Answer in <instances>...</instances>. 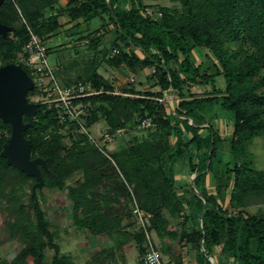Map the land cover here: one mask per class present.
Listing matches in <instances>:
<instances>
[{
    "label": "trees",
    "instance_id": "1",
    "mask_svg": "<svg viewBox=\"0 0 264 264\" xmlns=\"http://www.w3.org/2000/svg\"><path fill=\"white\" fill-rule=\"evenodd\" d=\"M174 1L181 2V7L155 5L148 0H68L64 9L69 20H82L77 27L101 18V37L97 27L80 33L81 38L95 34L91 39L97 44L100 38L102 43L106 31L113 32L110 48L105 50L110 65L124 64L136 73L147 67L153 70L151 76L158 89L130 86L126 89L129 95L108 92L112 83L97 65L78 78L105 89L79 98L92 105L86 121L89 127L99 118L110 131L140 124L147 117L152 121L145 135L134 136L129 145L114 153L117 164L86 133L70 146L64 143L62 133L48 135L52 125L58 126V107L53 103L48 106L42 101L34 117L26 116L31 124L24 134L31 139L32 155L47 161V167L39 165L45 185L67 188L78 226L106 233L114 241L122 235L132 237L142 255L145 231L140 226L130 228L140 221L133 213L135 200L143 211L152 213L149 231L159 236L173 234L168 228L171 218H182L184 224L191 219L193 226L181 233L197 249L201 264H212L210 258L218 246V264H264V214L244 209L264 203V169L257 168L247 152V144L264 133V0ZM57 2L3 0L0 21L14 27L7 36L0 33V64L17 61L31 36L29 27L45 39L64 29L60 13L46 11L55 9ZM196 47L212 51L217 61L206 53L211 63L204 66L196 59ZM57 74L61 77L60 71ZM219 75L225 78L224 89L215 85ZM63 77V83L70 82L69 77ZM209 83L214 87L212 94L197 95L192 89ZM168 90L179 97L173 112L164 100ZM35 94L36 87L28 93ZM216 102L233 112L230 145L235 156L244 157L232 166L224 162L223 173L215 170L214 160L225 137L211 122L204 123ZM4 125L11 131V124L0 118V127ZM187 151L192 182L182 187L183 192L175 180V162ZM77 171L82 174L68 183ZM209 171L215 172L217 193L206 185ZM35 179L0 154V209L9 214L12 234L26 242L15 264H26L28 257L35 264H50L46 261L48 249L53 250V264H77L62 252L59 231L47 217L36 190L28 202L16 194ZM225 187L232 188L229 205L237 210L219 201L217 194ZM9 195L10 202L3 205L1 199ZM127 215L132 219L126 220Z\"/></svg>",
    "mask_w": 264,
    "mask_h": 264
},
{
    "label": "rangeland",
    "instance_id": "2",
    "mask_svg": "<svg viewBox=\"0 0 264 264\" xmlns=\"http://www.w3.org/2000/svg\"><path fill=\"white\" fill-rule=\"evenodd\" d=\"M148 1L155 5L181 7V2L174 0ZM67 2L68 0H58L55 9L46 10L47 14H51L56 11L60 13V19L64 23V29L58 34H54V36L51 37L52 39H45L39 34L47 46L49 61L55 66L56 75L59 78L61 84L68 85L72 82L83 80L78 78L80 76H85L88 69L94 65H97L99 67V71L103 73L108 79H110L112 83L113 89L108 90V92L129 95L131 93L126 89L130 86H134L143 90L150 88L158 89V86L154 85V78L151 76L153 71L151 67H147L142 72L136 73L130 70L124 64L118 67H113L108 62H106L107 56H105V50L111 44L113 32L106 31L102 37V43L100 38L97 44L91 39V37H95V34L93 36L88 35L84 36V38H81L79 36L80 33L87 32L89 29L93 31L97 27H100V33L98 34L101 37V18L97 17L90 22L84 21L82 22L81 27H77L76 23L82 20H69V17L64 11ZM79 30L82 31L80 32ZM194 52L197 61L202 63L204 66H206L208 63H211L206 53H209L212 58L217 61V58L210 50L207 52L206 49L196 47ZM112 54L113 53H110L109 55L112 56ZM58 71H60L61 77L58 76ZM65 75L70 78L69 83H63L61 81ZM215 85L221 89L225 88L226 83L223 75H219L216 78ZM34 87L37 88V94L31 96L28 95L30 101H43L46 102L48 106L52 105L51 103H53L56 105V107H58V126L54 127V125H52L49 129L48 135H50L52 131H58L62 133L63 141L67 146H70L75 140L80 139L83 133H86L89 140L114 164H117L114 153L126 145H129L132 142L134 136L145 135V133H147L145 129L148 126H143L141 123L136 125L127 124L124 127L110 131L105 120L101 118L97 119L96 122L89 127L86 121L91 111L92 105L90 102L80 100L79 98L81 97L74 98L72 103L69 104V107H66L64 104H62V102L60 104L52 102L51 98L47 97L46 92L40 91L37 86ZM213 88V84L209 83L196 84L192 89L197 95L204 96L212 94ZM101 90L104 91L105 89L101 87ZM164 100L167 102L168 110L173 112L178 104L179 97L174 93V91L168 90L165 92ZM35 115L36 114H34V116ZM26 116L34 117L24 114V121L26 123L29 122L26 120ZM207 117L208 119H205L204 123L211 122L214 127L218 129L225 137V141L219 146L218 155L214 160L215 170L223 173L225 171L227 162L230 166H232L235 161L242 162L244 158L243 156H235L230 145L234 125V115L232 111L224 109L220 102H216L215 105L210 109ZM0 118L2 117L0 116ZM106 133H108V136ZM11 135L12 125L11 131L7 125L0 127V139L2 140L0 154L5 157L6 161L7 157L2 154V151L4 150L5 144ZM171 139L173 140L174 138L171 136ZM192 150L193 146H190L189 151ZM189 151L178 157L175 162L178 176L179 173L191 174L188 162ZM247 152L252 157L255 166L257 168L264 169V133L256 135L247 144ZM34 157L38 156H33L31 153V158ZM42 158L45 160V165H42L47 167L46 159L44 157ZM221 159L223 162H221ZM81 174L82 173L79 171L75 172L67 179V182L72 183ZM33 176H35L36 179L29 180L28 183L16 191V194H18L24 202H28L31 192H33L34 189L36 190L38 198L42 206L45 208L47 217L50 219L54 228L59 231L60 236L57 240L64 254H67L69 257H71L77 264H137L138 245L134 238L127 235H122L118 241H114V239L111 240L106 233H92L88 229L78 226L75 223L72 215V203L67 194V188L60 189L45 185L43 175V183L39 185L38 183L40 182V179L36 175ZM209 179V190L217 193V179L215 172H208V180ZM183 189L185 188L179 187L180 191ZM231 189V187H225L222 194H217L219 201L224 206H230L229 200ZM11 198L12 195H9L2 198L1 202L3 205H6L10 202ZM133 204V210L138 208V211H141L143 219L141 221L140 215L136 210H134L133 213H137L139 217L137 220H140V222L136 223L135 226L132 225L130 228L132 230L135 227L139 228L140 226L144 229L146 243L143 254L151 243L160 249L161 246L157 244L158 239L155 240L154 236L151 235V232L149 231L152 213L149 211H143L135 200ZM230 208L232 210H237V208L233 206H230ZM244 209L250 213L264 214V203L246 205L244 206ZM188 212L189 211H186V214H188ZM125 218L126 220L132 219L130 215H127ZM8 220V212L4 209H0V264H15L19 253L26 245V242L21 238V236L12 234ZM192 226L193 221L191 219H189L187 224H184V219L173 217L171 218V222L168 225V228L174 231L173 234H165L159 237L166 247L170 246L175 240L177 242L186 241V239L182 237L181 232L184 228L189 229V227ZM148 233H150V236ZM52 255L53 250L48 249L46 253V261L50 264H53L51 261ZM26 264L35 263L31 257H28ZM236 264H238V262Z\"/></svg>",
    "mask_w": 264,
    "mask_h": 264
},
{
    "label": "water",
    "instance_id": "3",
    "mask_svg": "<svg viewBox=\"0 0 264 264\" xmlns=\"http://www.w3.org/2000/svg\"><path fill=\"white\" fill-rule=\"evenodd\" d=\"M2 2L3 0H0V5ZM11 29L13 26L0 21V33L4 36H7ZM34 86L33 77L20 63L10 62L0 66V116L12 125V135L2 154L7 157L9 164L18 166L30 175H36L40 179L38 184L41 185L43 181L39 164L45 165V160L40 156L31 158L32 142L24 134L30 125V122L24 121V114L34 116L42 104L29 100L28 92ZM210 259L212 264H215V261Z\"/></svg>",
    "mask_w": 264,
    "mask_h": 264
},
{
    "label": "built area",
    "instance_id": "4",
    "mask_svg": "<svg viewBox=\"0 0 264 264\" xmlns=\"http://www.w3.org/2000/svg\"><path fill=\"white\" fill-rule=\"evenodd\" d=\"M148 12L153 13V9L148 8ZM30 33L31 36L24 50L18 53L17 62L22 66L24 65L23 67L34 78L35 86L40 91L46 92L47 97H50L52 102L57 104L62 102L64 106L69 107L74 98L101 93V86L98 87L89 80H79L68 85L61 84L56 75L55 66L49 61L47 46L42 37L32 29H30ZM151 123V119L147 117L142 120L141 125L149 126ZM106 135L108 136V133ZM135 210L140 215L142 221L141 211H138V208ZM141 264H165L161 251L153 243L144 252Z\"/></svg>",
    "mask_w": 264,
    "mask_h": 264
},
{
    "label": "crops",
    "instance_id": "5",
    "mask_svg": "<svg viewBox=\"0 0 264 264\" xmlns=\"http://www.w3.org/2000/svg\"><path fill=\"white\" fill-rule=\"evenodd\" d=\"M52 39V38H51ZM175 180L177 185H179V187H185L189 184H191L192 182V175L191 174H181L179 173V176L176 174L175 176ZM210 179L208 180V174H207V178H206V185L208 187V183H209ZM209 189V188H208ZM210 192H213L212 190H209ZM140 222V221H139ZM148 235L150 236V233H148ZM151 235L154 236L155 240L158 239V243L160 247V251L162 253L163 256V260L165 262V264H201L198 260L197 257V249L194 248L192 246L191 243L187 242V241H182V242H176L174 241L173 243H171L170 246H167L163 244L161 238L159 237V235L155 232L152 231ZM138 247V246H137ZM216 254L214 257H212V259L215 261V264H218L220 259H219V248L216 247ZM138 258H137V264H141V259L142 256L139 253V248H138Z\"/></svg>",
    "mask_w": 264,
    "mask_h": 264
},
{
    "label": "flooded vegetation",
    "instance_id": "6",
    "mask_svg": "<svg viewBox=\"0 0 264 264\" xmlns=\"http://www.w3.org/2000/svg\"><path fill=\"white\" fill-rule=\"evenodd\" d=\"M14 62H16V61H14ZM17 63H18V62H17ZM1 65H3V64H0V66H1Z\"/></svg>",
    "mask_w": 264,
    "mask_h": 264
}]
</instances>
